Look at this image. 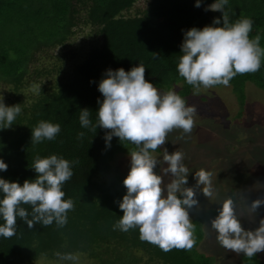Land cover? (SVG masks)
<instances>
[{
	"label": "trees",
	"instance_id": "1",
	"mask_svg": "<svg viewBox=\"0 0 264 264\" xmlns=\"http://www.w3.org/2000/svg\"><path fill=\"white\" fill-rule=\"evenodd\" d=\"M140 1L144 0H0V83L8 89L5 105L21 104L22 109L11 128L0 129V159L8 165L0 178L21 186L25 180H34L37 155L78 161L72 166V178L62 186L64 199L74 202L66 225L58 227L54 221L47 227L36 224L29 229L17 218L16 235L0 237V264L56 261L57 252L90 254L89 260L95 264H140L144 258L147 264H213L212 257L197 249L205 235L201 218L195 220L196 245L190 252L173 249L165 253L142 241L138 228L114 230L123 215L119 202L127 190L124 179H105L109 162L119 152L130 154L137 149L130 142L120 143L117 137L106 148V130L98 127L93 132L80 124V110L85 108L91 111L92 123L98 122L97 101L103 100L98 84L109 69L129 71L142 64L146 81L161 93L175 91L185 102L197 91L177 71L180 46L187 30L212 26L215 18L222 19V13L205 10L215 0H203L199 8L195 0H148L143 12L131 14ZM225 11L230 23L250 18L249 38L259 35L264 49V0H228ZM78 25L92 29L93 40L83 60L52 82H37L32 76L41 73L36 69L31 74L29 66L35 54L63 46ZM246 83L264 91V57L259 71L238 74L230 81L232 92L241 99ZM33 85L41 86L39 94L32 91ZM28 88L29 96L25 93ZM40 121L59 124L61 131L52 141L32 144L31 130ZM80 132L85 133L82 139L77 138ZM22 207L31 219V206ZM3 223L0 218V225Z\"/></svg>",
	"mask_w": 264,
	"mask_h": 264
},
{
	"label": "clouds",
	"instance_id": "2",
	"mask_svg": "<svg viewBox=\"0 0 264 264\" xmlns=\"http://www.w3.org/2000/svg\"><path fill=\"white\" fill-rule=\"evenodd\" d=\"M203 0H195V7H201ZM228 0H215L206 11L220 12L221 18H215L212 26L202 29L191 28L184 33L181 44V57L177 66L179 76L197 91L217 85L230 86V81L239 75L255 73L261 68L264 49L260 47V36L249 38L253 21L244 18L235 23L229 22L225 6ZM222 25V26H220ZM154 58L159 56L151 53ZM146 68L132 67L129 71L123 68L107 70L98 84V91L103 100L97 101L98 122L90 120L91 111L80 110V124L96 132L97 128L106 130L104 137L106 148L111 140L117 137L122 142L136 146L129 154L130 171L123 181L126 194L119 202L123 212L114 230L128 232L139 229L140 239L158 246L165 253L173 249L190 252L196 245L194 225L190 210L199 209L197 198L202 192L205 198L214 195L213 173L200 169L195 172L196 184H188L189 169L184 164L185 154L176 150L169 154L163 149V159L158 160L153 153L165 145L167 137L174 130H182L190 135L195 126L194 106L186 102L175 91L166 93L145 79ZM32 90L39 94L41 86L33 85ZM21 104L6 106L0 99V129L13 126L16 117L21 113ZM61 131L59 124L40 121L31 130V143L39 144L45 140L52 141ZM85 133H78L82 139ZM78 161L51 155L47 158L36 156L32 169L36 173L34 180H25L21 186L0 178V237L6 239L16 235L17 218L29 229L36 224L47 227L55 221L58 227L67 223V213L74 208L71 199L65 200L62 186L73 176L72 166ZM167 165L165 175L172 179L164 184L163 176L155 169L157 165ZM8 170V165L0 159V172ZM203 186V187H201ZM247 200L246 197H242ZM22 205L31 206L29 212ZM264 206V199H256L247 210L254 216ZM237 202L229 197L224 200L218 214L211 220V228L217 233V241L224 249L237 255L254 257L264 252V218L259 220L255 230H245L237 212ZM61 261L78 264L79 254L56 253Z\"/></svg>",
	"mask_w": 264,
	"mask_h": 264
},
{
	"label": "rangeland",
	"instance_id": "3",
	"mask_svg": "<svg viewBox=\"0 0 264 264\" xmlns=\"http://www.w3.org/2000/svg\"><path fill=\"white\" fill-rule=\"evenodd\" d=\"M148 3V0L138 2L131 14L143 12ZM76 29V32L73 29V34L63 46L57 45L35 54L34 61L29 65L31 74L37 69L41 75L37 78L33 75L32 78L37 82H52L56 76L67 72L73 63L83 60V53L93 40L92 29L81 25ZM71 53H75L74 58ZM31 88L25 90L28 96ZM2 98L4 104L8 103L7 86L0 83V99ZM186 102V106H194L196 109L192 133L188 135L183 134L182 130H174L168 135V142L158 152H154L153 156L162 161L164 148H167L169 154L176 150L183 152L184 164L190 173L186 187L196 184V171L203 168L213 173L214 195L205 198L202 192L199 193V209L190 210L193 225H196L197 218H201L202 231L205 233L197 249L212 257L213 264H264V252L249 258L221 247L216 239L217 233L210 223L224 200L229 197L237 202V212L245 230H255L259 226V220L264 218V206L257 210L255 216L246 208L247 202L250 205L256 199H264V91L246 83L244 98L241 99L232 92L230 86L221 85L194 91L191 99ZM165 167L167 165L160 163L155 171L163 176L164 184H167L172 177L164 174ZM129 171V154L119 152L109 162L105 179H125ZM89 256L90 254H79L78 264H95L96 261L89 260ZM25 264L72 262L58 258L56 261L40 259ZM140 264H147V259L144 258Z\"/></svg>",
	"mask_w": 264,
	"mask_h": 264
}]
</instances>
